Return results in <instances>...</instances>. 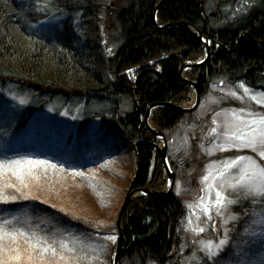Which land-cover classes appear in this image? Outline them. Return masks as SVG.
Returning a JSON list of instances; mask_svg holds the SVG:
<instances>
[{"label": "trees", "instance_id": "16d2710c", "mask_svg": "<svg viewBox=\"0 0 264 264\" xmlns=\"http://www.w3.org/2000/svg\"><path fill=\"white\" fill-rule=\"evenodd\" d=\"M209 1L125 0L126 6L113 13L121 47L113 57L104 58L97 0H0V225L26 235L33 230L47 244L55 241L57 256L47 253L45 258L63 264L60 255H67L58 246L60 241L83 230L96 234L55 206V197L66 187L72 199L87 208L104 200L107 209L117 211L119 193L111 174L114 164L123 166V157L129 161L131 154L134 172L128 191L163 189L167 177L155 149L159 141L142 120L149 106H183L191 100L190 86L180 71L185 62L203 57L205 43L212 48L209 59L184 74L185 80L196 83L200 98L213 82L222 80L264 92V0H255L248 13L219 27L212 23L217 15L208 12ZM51 12L64 15V21L56 29H45L41 23ZM141 74L139 92L135 80ZM54 98L63 105L86 100L85 118L67 136L51 130L48 119L56 115H41ZM27 100L33 104L27 106ZM104 103L109 110L97 112V105ZM184 115L159 107L153 126L168 132ZM95 117L100 123L92 128ZM92 129L111 142L108 162H86L71 171L56 160L63 151L73 158V148L80 147L83 134ZM17 160L23 165L29 160L47 161L43 166L74 175L61 184L51 175L37 176L33 185L28 178L13 176L18 166L3 167ZM173 166L171 162L174 170ZM28 181L23 194L20 185ZM184 214V205L173 193L133 198L122 218L120 264H181L183 240L178 231ZM19 242L25 248L30 243L24 237ZM114 249L115 245H107L106 264H112Z\"/></svg>", "mask_w": 264, "mask_h": 264}, {"label": "rangeland", "instance_id": "374dc122", "mask_svg": "<svg viewBox=\"0 0 264 264\" xmlns=\"http://www.w3.org/2000/svg\"><path fill=\"white\" fill-rule=\"evenodd\" d=\"M255 2V0H210L208 12L217 15V20L212 21L214 26H224L248 13ZM97 4V7L100 8L98 22L102 54L104 58H111L122 44L119 40L118 25L113 13L124 8L126 2L125 0H97ZM42 9L44 8L40 6L39 10ZM63 21L64 15L51 12L41 25L45 29H56ZM76 22L79 24L80 20L76 19ZM208 44L205 43L210 47ZM205 55L206 49L203 57L196 62L202 61ZM188 70L191 69L186 68L182 73L184 80V74ZM245 88L241 85L231 86L225 80L213 82L206 94L200 98L196 109L184 113L183 120L177 127L163 132L166 138L167 163L169 170L175 175L170 193L177 196L185 208V214L181 219V229L178 231L179 234H182L183 240L180 253L181 264H264V197L255 195L250 190L247 181L243 184L238 183L241 169L245 164L255 161L257 165L264 167V158L259 155L261 151L259 146L254 151L252 148L244 147L240 141L234 138L230 139L233 132L242 130L247 134L256 127L251 124V120L264 117V92L248 88H246L248 91L245 92ZM190 90L191 100L180 107L190 108L193 105L195 93L192 87ZM80 100L79 102L72 100L63 105L62 102L54 98L44 106L46 110L41 115L57 116L51 120L48 119L53 132H63L67 136L85 118L82 114L85 108L83 103L86 100ZM39 102H35V106H38ZM32 104L31 102L26 103L27 106ZM92 104L95 105L94 102ZM107 104H98L97 112L104 110ZM106 109L109 110L108 107ZM155 110L157 109L151 111L148 122L144 123L148 130V126L154 131L157 130L152 121ZM120 113H123V110ZM235 117H240L247 124H242ZM99 123L100 118H92V128H96ZM229 123L232 125L231 127L227 126ZM83 135V142L78 143L80 147L77 145L73 148V158L72 154L69 155L67 151L57 154V157L60 158L58 157L56 160L63 162L67 166L66 168L71 171L84 166L86 162H108L112 155L107 153V146L111 142L103 133H94L92 129ZM65 136L61 137L62 140L66 139ZM155 138L162 148L161 139L157 136ZM76 141H72V143L74 144ZM134 144L135 142H133ZM131 156L130 154L129 161L123 157V166L117 164L115 167L114 162L112 163L114 164V173L111 175L119 193L116 203L120 206L117 211L114 208L107 209L108 202H104V200L97 206L89 208L85 203H77L72 199L69 187H66L63 192L59 193V196L55 197L54 201L57 203L55 206L59 207L63 214L72 221L79 222L96 232V234H88V231L83 230L81 235H73L60 241L58 246L61 247L62 243L64 247L60 249L67 255V259L62 260L63 264H106L105 256L108 244L115 245L111 256V260L113 259L118 241L115 236L114 223L116 224L121 206L128 195L129 183L134 172V162ZM242 157L246 159L241 160ZM234 160L239 163L229 168L228 165ZM171 162L174 165V170L171 167ZM47 174L52 178L55 177L58 184L69 183L70 177L74 175H65L64 172L60 171L59 173L43 165L21 164L13 176L17 180V176L28 178L34 185L37 176ZM204 177H208L207 180ZM30 181L21 183L20 191L23 194L26 192V187L31 184ZM167 186L168 183L159 191L163 192ZM33 189L34 187L29 191ZM217 192L221 193L219 205L217 204ZM228 200H232L234 203L228 204ZM205 209L208 211L206 212ZM35 235L36 232L32 230L30 235L26 236L32 237L30 242L34 243L37 239ZM109 236L115 237V241L106 238ZM22 238L17 237V243L21 248H25L22 246L25 244L21 243L20 245L19 242ZM40 240L41 246H43L44 241ZM221 241H225V243L218 254L209 257L208 250L204 245L211 242L212 250L215 251ZM52 244H55V241H52ZM186 252L187 255L184 256ZM203 259L205 262L202 261Z\"/></svg>", "mask_w": 264, "mask_h": 264}, {"label": "snow or ice", "instance_id": "6c2138e0", "mask_svg": "<svg viewBox=\"0 0 264 264\" xmlns=\"http://www.w3.org/2000/svg\"><path fill=\"white\" fill-rule=\"evenodd\" d=\"M248 89L245 88V92ZM234 95V94H233ZM254 99V97H253ZM237 121H240L242 124H247L241 120L240 117H235ZM251 124L256 127L253 128L247 134L241 131L233 132L232 137L241 142L244 147L252 148L254 151L257 150V146L260 147L261 151L259 155L264 158V117H260L259 119H252ZM227 126L231 127L232 125L229 123ZM215 131V129H213ZM246 158H241L244 160ZM28 165H45L47 161H26ZM239 161H233L228 165L229 168L234 167ZM21 161H11L7 165H3L5 168H11L14 166L21 165ZM55 167V165H52ZM15 174V173H14ZM208 177H204L207 180ZM247 181L249 188L251 191L255 193V195L259 197H264V167H260L256 164L255 161H250L244 165L241 169V175L239 176L238 183H245ZM10 187L12 185H9ZM235 187V185H233ZM217 204L221 203V193L217 192ZM2 202H7L6 200ZM228 204L234 203L232 200L227 201ZM207 212L208 210L205 209ZM9 222L5 221L4 224H8ZM203 231V229H200ZM17 236L24 237L26 241H31L32 237L26 236L23 231L12 230L8 231L4 225H0V264H52V261L46 260L45 254L51 253L52 257L57 256L56 248L52 244L44 243V246H41V240L37 238L34 243H29L28 247L21 248L17 243ZM107 239L115 241V237L109 236ZM225 241H221L219 245L216 246V250L213 251V245L211 242H208L204 245L205 249L208 250L209 257L215 256L218 254L220 248L224 245ZM61 247L64 245L61 243ZM61 260H66L67 258L62 256Z\"/></svg>", "mask_w": 264, "mask_h": 264}, {"label": "water", "instance_id": "95a60500", "mask_svg": "<svg viewBox=\"0 0 264 264\" xmlns=\"http://www.w3.org/2000/svg\"><path fill=\"white\" fill-rule=\"evenodd\" d=\"M157 8L158 6L156 7L155 9V13L157 11ZM195 30V29H194ZM197 33V36L200 37V35L198 34L199 32L195 31ZM205 48H206V55L204 57V59L200 62H185L183 65H182V68H181V71H180V77L182 80H184L182 78V73L183 71L186 70V68H189V69H193V68H197L199 66H201L206 60L209 59V57L211 56V50L212 48L211 47H208L207 45H205ZM141 79H142V74L139 75L137 78H136V81H135V86L137 88V90L139 92H142V86H141ZM189 86H191L193 89H194V93H195V99H194V102H193V105L190 107V108H182V107H179V106H176V105H173V104H170V103H166V104H162V105H155V106H149L147 108V112L145 114V118L142 120V124L143 123H147L149 118H150V114H151V111H153L154 109H157L159 107H166V108H170V109H173V110H178L182 113H188L190 111H193L194 109H196V107L198 106L199 102H200V95L197 91V87H196V83L195 82H191V81H187V80H184ZM149 130L150 132H152L155 136H157L159 139H161V142L163 143V146L162 148H159L158 146H155V149L158 151L162 161H163V164H164V167H165V171H166V174H167V178H168V186L166 188V190L164 192H152L150 191L149 189H139V190H133V191H129L127 197L125 198L122 206H121V209H120V212L118 214V218H117V221H116V228H117V232H118V241H117V245H116V250H115V253H114V256H113V259H112V264H120L121 262V255L123 253V250L121 248V242H122V231H121V224H122V218H123V215H124V211L128 205V203L135 197L139 196V195H165V194H168L172 191V186H173V182H174V177L175 175L173 174V172H171L169 170V166L167 164V155H166V138H165V135L163 132L161 131H158V130H153L151 129V127H149Z\"/></svg>", "mask_w": 264, "mask_h": 264}]
</instances>
